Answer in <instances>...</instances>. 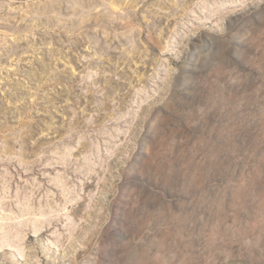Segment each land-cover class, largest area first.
Returning a JSON list of instances; mask_svg holds the SVG:
<instances>
[{
	"label": "rangeland",
	"instance_id": "obj_1",
	"mask_svg": "<svg viewBox=\"0 0 264 264\" xmlns=\"http://www.w3.org/2000/svg\"><path fill=\"white\" fill-rule=\"evenodd\" d=\"M0 264H264V0H0Z\"/></svg>",
	"mask_w": 264,
	"mask_h": 264
},
{
	"label": "bare ground",
	"instance_id": "obj_2",
	"mask_svg": "<svg viewBox=\"0 0 264 264\" xmlns=\"http://www.w3.org/2000/svg\"><path fill=\"white\" fill-rule=\"evenodd\" d=\"M35 11V10H34Z\"/></svg>",
	"mask_w": 264,
	"mask_h": 264
}]
</instances>
